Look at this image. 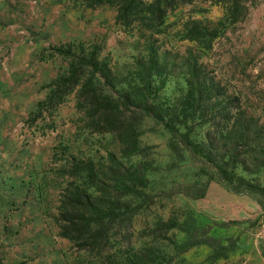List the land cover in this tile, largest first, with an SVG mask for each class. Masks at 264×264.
<instances>
[{"label": "rangeland", "instance_id": "374dc122", "mask_svg": "<svg viewBox=\"0 0 264 264\" xmlns=\"http://www.w3.org/2000/svg\"><path fill=\"white\" fill-rule=\"evenodd\" d=\"M193 27L206 36L193 42ZM73 42L100 46L111 66L132 63L149 46L179 57L192 51L264 123V0H0V264H101L60 236L56 218L68 181L60 169L74 158L105 162L110 152L144 165L153 195L131 223L112 227L113 251L153 250L157 264H264V197L217 182L203 199L182 193L206 178L197 176L200 163L189 153L172 165L171 136L161 125L145 118L140 153L122 159L112 134L89 129L80 89L39 115L51 85L68 70L48 49ZM187 79L177 70L163 98L185 100ZM206 131L196 127L194 138L203 142ZM238 172L264 187V169ZM168 219L183 229L161 240L153 232ZM204 227L212 246L177 249L188 239L185 230Z\"/></svg>", "mask_w": 264, "mask_h": 264}, {"label": "trees", "instance_id": "16d2710c", "mask_svg": "<svg viewBox=\"0 0 264 264\" xmlns=\"http://www.w3.org/2000/svg\"><path fill=\"white\" fill-rule=\"evenodd\" d=\"M191 31L193 42L206 36L197 27ZM48 53L67 62L68 70L51 85L39 115L55 110L66 96L80 89L79 103L87 111L89 129L96 134H112L121 145L122 159L140 153L139 124L150 118L171 136L173 166L184 162L186 153L200 163L197 176L206 181L199 186L185 185L182 193L203 199L208 186L217 182L235 194L264 197V187L256 178L238 172L255 175L264 169L262 118L248 109L240 95L223 86L192 51L179 57L149 46L132 63L116 66L102 58L100 46L82 42L52 46ZM179 69L188 76L187 96L170 103L162 92ZM196 127H207L203 142L194 138ZM60 171L68 179L60 192L56 218L62 238L73 242L78 251L98 257L101 264H157L153 250L122 255L113 251L112 227L131 223L152 203L144 165H127L110 152L105 162L74 158ZM174 229L183 226L168 219L159 222L153 233L169 240L168 234ZM185 231L188 239L177 249L212 246L215 241L208 227Z\"/></svg>", "mask_w": 264, "mask_h": 264}, {"label": "built area", "instance_id": "2783aa9c", "mask_svg": "<svg viewBox=\"0 0 264 264\" xmlns=\"http://www.w3.org/2000/svg\"><path fill=\"white\" fill-rule=\"evenodd\" d=\"M260 239L264 242V231L260 234Z\"/></svg>", "mask_w": 264, "mask_h": 264}]
</instances>
